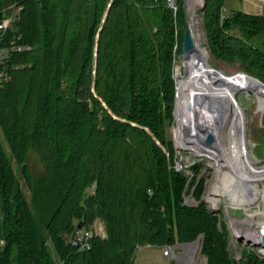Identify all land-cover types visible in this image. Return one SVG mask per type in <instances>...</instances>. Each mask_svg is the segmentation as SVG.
<instances>
[{"label": "trees", "instance_id": "trees-1", "mask_svg": "<svg viewBox=\"0 0 264 264\" xmlns=\"http://www.w3.org/2000/svg\"><path fill=\"white\" fill-rule=\"evenodd\" d=\"M223 2L206 0L202 11L212 58L238 63L264 83V14L222 16ZM175 5L0 0V19L16 10L1 47H30L10 51L0 86V264H133L138 247L199 235L206 264H264L252 253L230 258L217 217L203 205H183L186 179L168 168L155 143L173 157L165 138L173 119V31L186 25L184 0ZM31 148L44 152L48 177L40 188L26 164ZM95 219L107 238L94 236L90 249L78 252L69 243L78 223Z\"/></svg>", "mask_w": 264, "mask_h": 264}, {"label": "rangeland", "instance_id": "rangeland-1", "mask_svg": "<svg viewBox=\"0 0 264 264\" xmlns=\"http://www.w3.org/2000/svg\"><path fill=\"white\" fill-rule=\"evenodd\" d=\"M7 2V1H6ZM5 2V3H6ZM247 2L250 3L249 0H224L221 12L222 16H228L232 11H240L242 5L245 7ZM257 2V0H256ZM206 0H202V3L198 5H194L193 9L195 11V17L191 22L189 20L188 14V0H184V14L186 24L189 25L193 37L194 43L196 44L198 55L202 57L201 64H206L211 67L208 72L210 74H214L213 70L215 71H222L225 76L229 79H233L237 77L236 75H247L245 72L240 70L238 63H227L219 60H215L212 58L210 49H209V40L207 36V32L205 29L204 18H203V9L205 6ZM167 5L169 8L176 10L175 0H167ZM246 14V11H242ZM249 15L259 16L264 14V10L262 12H251L247 13ZM222 19V18H221ZM183 30L184 28H174L173 31V50H174V61H173V74L172 79L174 81V95H175V88L176 85L184 80V71L181 66V51L179 49L182 48L178 47L179 44V37L182 36L183 38ZM181 50V49H180ZM205 54V55H204ZM203 67L201 66L199 69V73L202 72ZM93 74V72H92ZM235 76V77H234ZM252 77V76H250ZM198 78V79H197ZM205 78V74H201L196 77L195 80L192 81L191 87L194 88L197 84ZM254 78V77H252ZM256 79V78H254ZM258 80V79H257ZM260 83L264 85V83L258 80ZM234 98L242 109L244 113L245 119V133L244 138L246 140V151L249 157L253 158L252 165L254 166L255 170H259L264 166V113L258 111V98L252 91L243 90L241 88L238 92L235 93ZM202 100V98L200 99ZM197 105H188V107L184 110L183 119L185 121L186 130L182 129L186 132L189 136L188 140L192 142L193 137L201 130L202 125L200 121H194L196 118L199 117V114L194 111L192 107ZM191 110H190V109ZM174 109V103H173ZM173 116V114H172ZM173 118V117H172ZM173 119L171 124L166 123L165 127V138L166 141H171L173 144L174 150L176 154L179 156H183L184 159L188 160V164L196 163V169L194 171L185 170L183 176L186 179L183 193H182V200L183 205L189 209L196 208L200 205L205 206L207 211L212 215L217 217L218 227L219 230H223L225 233V243L226 249L230 254V258L237 262L240 259L242 260L244 256L247 254H254L260 259H264V247L259 246V243H254L247 238L242 236V231L249 229L246 227L243 228L240 225V221L245 218V210L242 207H238L230 201V198L227 194H215L213 192V186H215L216 191L220 190L221 188L225 187V182L220 185V180L218 175L223 173L217 172V162L221 163V161H217L216 159L206 158L197 156L198 154L193 152L191 144V151L188 146L185 144L184 140L181 139L184 137L185 133H179V137H177V143L181 147L185 148L188 151L179 152L177 150L175 136L173 135ZM215 134V133H214ZM2 139V137H1ZM3 140V139H2ZM157 145H159L162 149L163 154L166 157V163L168 164V168H170V164L172 158L169 156L166 149L161 146L159 141H155ZM182 144V145H181ZM4 147L9 156L11 167L13 171L18 175L19 178V185L23 190V193L28 201L31 199V192L30 188L26 185L25 181L20 176V166L13 160V157L9 151L8 146L4 142ZM187 147V148H186ZM43 150H36L31 148L27 155H26V164L29 171L30 176L32 177V183L37 188H40L41 180L47 179V170L45 168L44 160L42 158ZM226 173V172H225ZM259 189L264 188V181H260L258 183ZM95 188V184L93 183L90 187H88L85 193L90 196L93 195ZM43 190V192H42ZM41 193H44V187L40 189ZM38 191V192H40ZM260 206V207H259ZM251 210H250V209ZM257 209H262V204L260 203V199L257 201L252 202L251 204L246 206V210L249 212H253ZM173 218V213L170 214ZM96 236L100 239H106V229L103 224L98 225L96 228ZM202 242L203 236L199 235L194 241L189 243H174L171 246L175 247L173 251V256L171 258L164 257L163 251L164 246L156 247V246H144L141 250H138L135 253L133 264H206L207 259L202 254ZM196 244L195 248L190 247L191 245ZM259 244V245H257ZM169 245V244H168ZM55 261L59 263L58 257L54 256Z\"/></svg>", "mask_w": 264, "mask_h": 264}, {"label": "bare ground", "instance_id": "bare-ground-1", "mask_svg": "<svg viewBox=\"0 0 264 264\" xmlns=\"http://www.w3.org/2000/svg\"><path fill=\"white\" fill-rule=\"evenodd\" d=\"M200 3L202 0H188L187 10L190 21L196 18L193 6ZM201 59L196 44L192 51L185 57H181V66L185 75L184 80L177 86L175 112L177 137L179 133H185L183 138H179L184 140L190 151L193 142L192 150L198 154L197 156L221 161V163L217 162V172L224 171L218 175V178L220 185L225 182V187L216 191V185H214L212 193L227 194L233 205L245 210V218L240 221L243 228L245 225L247 227V223L251 220L264 223V188L259 189L258 187V183L264 181V166L255 170L252 165L253 158L247 155V142L244 138L245 116L234 98L235 93L241 88L252 91L258 98V111L264 113V87L245 75L229 79L221 71L215 70L212 75L208 72L211 67L208 63L202 65ZM201 66L203 69L199 73ZM201 74H205V78L192 88V81ZM193 104L197 105L195 108L192 107L199 114L194 121H200L202 128L191 142L188 140L189 136L182 130L186 128L185 121L182 119L184 110L188 105ZM208 132L213 135L214 144L207 146L204 145L202 139L203 135ZM258 199H260L262 209L248 213L246 206ZM242 236L254 243H259L258 232L255 228L242 231ZM190 247L195 248L196 244Z\"/></svg>", "mask_w": 264, "mask_h": 264}, {"label": "built area", "instance_id": "built-area-1", "mask_svg": "<svg viewBox=\"0 0 264 264\" xmlns=\"http://www.w3.org/2000/svg\"><path fill=\"white\" fill-rule=\"evenodd\" d=\"M16 13V10L13 9L11 14L7 15L6 17H4L3 19H0V44L3 41V37L6 35V32L12 27L13 21H14V15ZM16 51V52H22V51H29L30 47L26 46V47H21L15 44L14 41H11L8 45V47H1L0 45V86L6 82L7 80V75H6V63H7V59L10 55V51ZM219 71V70H218ZM238 76V75H236ZM246 77H249L247 75H245ZM235 77V76H234ZM176 102H177V85L175 88V95H174V109H173V135L175 136V142H176V146H177V150L179 152H183V151H188L185 148L181 147L180 145H178L177 143V121L175 118V112H176ZM207 133H205L203 135V139L202 141L204 142V145H206L205 143V139H206ZM214 144V142L212 143ZM211 144V145H212ZM208 146V145H207ZM189 165L188 164V160L184 159L183 156H179L176 154V151L174 150V155L172 157V161L170 164V168L176 172V173H182L186 170V166ZM102 221L99 219H95L92 224H89L85 227L82 226V228L80 230L77 229L76 233L73 235V237L70 239L69 243L77 249L78 252L81 251H87L90 249V241L91 239L96 236V228L98 225H101ZM4 245V241L2 239H0V249L1 247H3ZM142 247H138V250H141ZM175 250L174 246L171 245H166L164 247V251H163V256L164 257H169L171 258L173 256V251Z\"/></svg>", "mask_w": 264, "mask_h": 264}, {"label": "water", "instance_id": "water-1", "mask_svg": "<svg viewBox=\"0 0 264 264\" xmlns=\"http://www.w3.org/2000/svg\"><path fill=\"white\" fill-rule=\"evenodd\" d=\"M39 1L41 3V6H44L45 3L47 2V0H39ZM194 47H195V44H194V37H193L192 31H191L189 25L186 24L185 28H184V32H183L181 57H185L190 51H192L194 49ZM250 78L259 82L257 79H254L252 77H250ZM260 84L264 87V85L262 83H260ZM213 139H214L213 135L210 132H208L206 139H205L206 145H211L214 141ZM186 169L194 171L196 169V163H191V164L187 165ZM82 226H83V221H80L77 225V229L80 230L82 228ZM247 227L249 229L255 228L257 230L258 240L261 243V245H259V244H257V245L264 247V223H256L253 220H251L247 223Z\"/></svg>", "mask_w": 264, "mask_h": 264}, {"label": "crops", "instance_id": "crops-1", "mask_svg": "<svg viewBox=\"0 0 264 264\" xmlns=\"http://www.w3.org/2000/svg\"><path fill=\"white\" fill-rule=\"evenodd\" d=\"M249 1L250 3L247 2V5H245V7L242 5L241 10L239 12L246 11L245 12L246 14L251 12L260 13L264 10V0H257V2L256 0H249Z\"/></svg>", "mask_w": 264, "mask_h": 264}]
</instances>
